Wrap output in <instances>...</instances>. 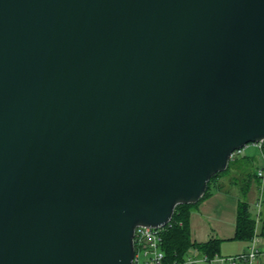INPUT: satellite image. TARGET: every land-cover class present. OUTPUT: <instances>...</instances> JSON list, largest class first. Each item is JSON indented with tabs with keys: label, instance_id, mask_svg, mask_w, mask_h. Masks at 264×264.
<instances>
[{
	"label": "water",
	"instance_id": "water-1",
	"mask_svg": "<svg viewBox=\"0 0 264 264\" xmlns=\"http://www.w3.org/2000/svg\"><path fill=\"white\" fill-rule=\"evenodd\" d=\"M258 142L264 0H0V264H134Z\"/></svg>",
	"mask_w": 264,
	"mask_h": 264
},
{
	"label": "crops",
	"instance_id": "crops-1",
	"mask_svg": "<svg viewBox=\"0 0 264 264\" xmlns=\"http://www.w3.org/2000/svg\"><path fill=\"white\" fill-rule=\"evenodd\" d=\"M257 162L256 169L261 165L259 155ZM222 184L224 185L222 191L213 193L192 209L190 216L191 238L195 243H206L210 240L218 239L220 240L221 256L233 257L247 253L251 240L243 241L234 239L237 205L242 199V194L231 191L232 185H226L224 181H222ZM250 188L249 191H251H248L250 199L247 202L249 203V211L255 219L254 234L258 238L257 248L259 250L257 260L254 264H264V194L259 206L260 181H255L254 185L250 186ZM192 250L197 258V264H213L203 260L206 255H202L198 249L194 248Z\"/></svg>",
	"mask_w": 264,
	"mask_h": 264
},
{
	"label": "trees",
	"instance_id": "trees-1",
	"mask_svg": "<svg viewBox=\"0 0 264 264\" xmlns=\"http://www.w3.org/2000/svg\"><path fill=\"white\" fill-rule=\"evenodd\" d=\"M239 159L240 158L231 160L226 171L218 173L210 180L204 197L198 203L192 205H180L176 208L172 221L161 231V248L165 253L167 263L172 264L175 262H184L188 251L194 248L198 249L202 255H206L210 259L220 254V240L218 239L210 240L206 243L193 242L190 230V216L192 209L197 204L211 196L213 193L224 189L221 179H223L226 174L232 173L234 170H238L239 182L236 180L233 182L231 181L232 185L236 186L243 195L248 193L251 182L259 179L257 178L256 173L251 175L247 171L242 172L238 168ZM241 159H246L248 162L253 161V159L248 156H243ZM254 230L255 219L249 211V203L246 200L241 199L237 205L236 232L234 239L250 241L254 235Z\"/></svg>",
	"mask_w": 264,
	"mask_h": 264
},
{
	"label": "built area",
	"instance_id": "built-area-1",
	"mask_svg": "<svg viewBox=\"0 0 264 264\" xmlns=\"http://www.w3.org/2000/svg\"><path fill=\"white\" fill-rule=\"evenodd\" d=\"M259 151V157L261 159V165L257 168L256 175L260 181V196L258 205L260 206L263 200L264 194V142L251 143ZM244 148L241 150L234 151L231 154V160L237 156H242ZM163 228H149L140 227L136 229L135 234V256L134 264H169L166 262V256L161 248L162 236L161 231ZM258 238L254 234L251 239L249 251L244 254H240L233 257H222L216 256L215 258H208L205 256L203 260L213 264H254L257 260L259 250L257 248ZM191 258L184 264H196ZM179 264V263H173Z\"/></svg>",
	"mask_w": 264,
	"mask_h": 264
},
{
	"label": "rangeland",
	"instance_id": "rangeland-1",
	"mask_svg": "<svg viewBox=\"0 0 264 264\" xmlns=\"http://www.w3.org/2000/svg\"><path fill=\"white\" fill-rule=\"evenodd\" d=\"M248 156L250 157L251 159H253V161H250L248 162L246 159H241L243 158V156ZM244 155H240V156H237L235 157L233 160L235 159H238V168L243 172V171H247L249 174L251 175H254V173H256L257 169H256V164L258 163L257 162V157L259 155V151L254 148L252 145H247L245 148H244ZM238 181L239 182V175H238V170H234L232 173L230 174H226L225 177L223 179H221V181H224V183L226 185L230 184L232 185V182L233 181ZM232 181V182H231ZM254 180L251 182V186L254 185ZM241 183V182H240ZM232 187H236V186H233ZM231 187V191L233 192H236V193H241L239 189L237 188H232ZM251 189V188H250ZM251 191V190H250ZM249 191V192H250ZM242 194V193H241ZM249 193H247L246 195H243L242 194V199L243 200H246L248 201L250 199V196L248 195ZM244 196V197H243ZM219 257L222 258V257H225V256H221V254H219ZM191 258L193 261H196L197 258L195 257L194 255V251L191 249L190 251H188L187 255L185 256V260L184 262H180L179 264H184L188 261V259ZM175 263H178V262H175ZM173 264V263H172ZM197 264V263H196Z\"/></svg>",
	"mask_w": 264,
	"mask_h": 264
}]
</instances>
